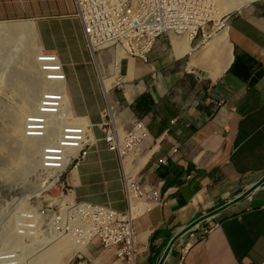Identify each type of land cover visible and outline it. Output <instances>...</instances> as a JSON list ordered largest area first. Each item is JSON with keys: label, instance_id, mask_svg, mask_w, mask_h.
Returning a JSON list of instances; mask_svg holds the SVG:
<instances>
[{"label": "crops", "instance_id": "obj_1", "mask_svg": "<svg viewBox=\"0 0 264 264\" xmlns=\"http://www.w3.org/2000/svg\"><path fill=\"white\" fill-rule=\"evenodd\" d=\"M72 9V0H0V17L35 20L43 48L63 65L71 111L92 123L95 142L73 170L76 199L125 209L118 154L97 126L103 82ZM223 30L202 43L164 35L148 62L120 61L132 102L113 90L123 102L116 120L126 131L134 118L147 124L142 176L162 180L165 198L138 219L137 264H178L182 255L184 264L264 262V188L255 190L264 181V0L238 8ZM211 36L215 47L204 52ZM160 156L167 161L154 169ZM86 250L91 264H114L113 250Z\"/></svg>", "mask_w": 264, "mask_h": 264}, {"label": "built area", "instance_id": "obj_2", "mask_svg": "<svg viewBox=\"0 0 264 264\" xmlns=\"http://www.w3.org/2000/svg\"><path fill=\"white\" fill-rule=\"evenodd\" d=\"M72 3L73 9L68 15L80 20L101 78L102 75L114 78L109 93L103 85L106 104L101 111L98 126L103 132L107 148L118 154L127 206L125 209H116L107 204L76 199L73 170L71 173L70 168L74 163L75 167L78 166L95 139L90 134V123L82 120V124H75V114L69 117L63 114L65 71L57 64V53L44 49L37 55L44 79L62 84L60 88L51 84L41 91L37 109L25 116L24 128L28 136L41 139L40 162L32 178L35 183L41 182L40 186L45 181L50 186H42L39 199L34 193L27 200L35 208L16 211V227L18 235L36 237L34 235L39 232L36 216L37 211H40L42 229L53 232L54 240L63 235H71L85 247L98 243L104 251L113 250L114 264H137L142 247L138 219L163 204L165 198L162 194V180L153 181L142 176L143 166L149 160L147 157L141 163L149 137L147 124L142 119L134 118L131 129L126 131L116 120V115L122 111L123 102L113 90L118 89L125 102H132L131 93L125 88L119 71L120 61L124 57H136L148 62V54L153 46L142 49V42L149 38L157 40L164 35L191 39L200 37L199 43H202L207 40L208 34L227 28L234 11L221 14L217 0H197L196 3H188V0H141L144 11L138 21H131L130 6L134 2L130 0L129 7H122L119 0H72ZM133 32H140L138 43L130 41ZM65 123H73L69 135H62ZM57 138H64V144L78 143V151L56 156V149H61V145H57ZM166 161L165 156H160L151 165L155 169ZM261 188H264V181L255 190ZM46 195L56 199H47ZM215 225L217 223L212 226ZM184 249L183 254L186 253ZM20 252L16 247L1 250L0 264H17ZM83 254L79 250L71 260L75 257L81 259ZM184 258L185 255H182L178 264H184ZM71 260L68 264H71ZM77 264L85 263L78 260Z\"/></svg>", "mask_w": 264, "mask_h": 264}, {"label": "bare ground", "instance_id": "obj_3", "mask_svg": "<svg viewBox=\"0 0 264 264\" xmlns=\"http://www.w3.org/2000/svg\"><path fill=\"white\" fill-rule=\"evenodd\" d=\"M179 1L187 2V0ZM251 1L253 0H217V3L220 13L223 14L237 10ZM130 2H134L133 6H130L131 21H138L139 16L144 11V4L141 3V0H130ZM196 2L197 0H188V3ZM119 4L122 7H129V0H119ZM209 36L210 34L207 35V38ZM214 39L216 38L206 42L203 47L204 52L215 47ZM139 40L140 32L130 34L131 43H138ZM186 40V44H188L189 38L187 37ZM155 42L156 38L143 40L142 49H150ZM7 48L11 49L12 52L18 49L20 56L19 64L21 63V65H14L7 80L5 79L12 90V95L19 102L16 105L7 102L0 104V173L5 175L9 181H16L24 179L27 173L36 170L40 162L41 139L27 135L24 128L25 116L34 111L41 91L48 88L51 84L56 88H60L62 83L45 80L40 70L36 55L44 48L40 43L35 20H0V52ZM57 64L63 67L58 56ZM101 79L106 92H108L114 78L102 75ZM62 102L63 114L67 117L71 116L73 112L71 111L66 91ZM76 117L79 116L75 114V124H82V120L87 124L89 123L85 117L80 119ZM69 130H73V123H65V128H62V135H69ZM90 134L94 136L92 133ZM57 145H61V149H56V156L69 155L70 151H78V143L64 144V138H57ZM147 157L148 154L144 153L141 163ZM37 183H30L31 186L27 189L30 192L24 194L18 200V210L27 211L29 207L35 208L27 201V197L31 193H35V196L39 199L42 186H44L43 188L50 186L46 181L42 186H40L41 182L38 185ZM46 197L49 196L46 195ZM47 199L55 200L56 198L49 197ZM39 216L40 211H37L36 220L39 223V232L34 235L36 237L18 235L16 227L18 215H16V212L2 219L0 221V253L3 249L16 247L21 251L17 264H68L74 254L79 250L82 251L85 245L77 243L76 239L71 235H63L59 239L54 240L55 234L53 232L42 229L43 223H40ZM28 240L29 242H27Z\"/></svg>", "mask_w": 264, "mask_h": 264}, {"label": "rangeland", "instance_id": "obj_4", "mask_svg": "<svg viewBox=\"0 0 264 264\" xmlns=\"http://www.w3.org/2000/svg\"><path fill=\"white\" fill-rule=\"evenodd\" d=\"M237 10H234V12ZM14 19L15 20L27 19V17L21 16V15L20 16L16 15V16H12V17H10V16L9 17H0V20H6V21H12V20L14 21ZM40 43L42 44L41 37H40ZM42 47H43V44H42ZM18 53H19L18 49L15 52H12V50L8 49V48L5 50H2L0 52V104L7 102V103H11V104L16 105L19 102L18 99L12 95V90H11L10 86L8 85V82L6 81L8 78V75L10 73L11 68L14 65L15 66L21 65V63L19 64L20 56ZM39 53H40V51H39ZM37 55H36V57H37ZM105 69H106V67H105ZM112 83H113V79H112ZM111 86H112V84H111ZM111 86H110V88H111ZM110 88H109V91L107 93L110 92ZM115 91H117V89ZM38 100H39V98H38ZM37 106H38V101H37L36 107L34 108V111L37 109ZM76 116H79V115H76ZM81 117H83V116H79L76 118L80 119ZM86 120H87V122L91 123L87 118H86ZM98 123H100V121ZM91 125H92V123H91ZM97 126H98V124H97ZM76 168L77 167H75V163L73 165H71V168H70L71 173H72V170H75ZM36 170H32L29 173H27V175L24 179L16 180V181H9L5 175L0 173V221L4 218H7L10 214L11 215L15 214L16 210H18V206H17L18 200L21 199L24 194L30 192V190H27L31 186L30 183H33V182L35 183V181L32 178V175L35 173ZM74 181H75V174L73 172V175H72L73 184H75ZM32 195L33 194L31 193L30 196L27 197V200H29V198L31 199ZM36 198H38V197L36 196ZM46 198H49V197H46ZM13 206H16L14 208L15 209L14 211H13ZM27 242H29V240ZM94 247L96 248L97 251L103 250L102 247L98 243L94 244ZM86 249H87V247H84L82 250H86ZM85 252H87V250ZM85 252H84L81 259L76 258V257L73 258L71 260V264H77L78 260L84 261L85 264L93 263L94 259H92V257H89V255H87ZM37 253H35V254L37 255Z\"/></svg>", "mask_w": 264, "mask_h": 264}]
</instances>
